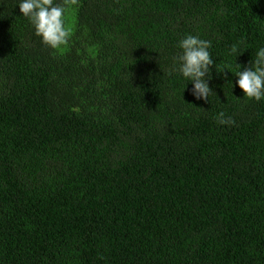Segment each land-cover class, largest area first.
Wrapping results in <instances>:
<instances>
[{
	"label": "trees",
	"instance_id": "1",
	"mask_svg": "<svg viewBox=\"0 0 264 264\" xmlns=\"http://www.w3.org/2000/svg\"><path fill=\"white\" fill-rule=\"evenodd\" d=\"M19 3L0 0V264H264V98L235 85L264 0H54L55 49ZM187 35L211 41L207 100L174 71Z\"/></svg>",
	"mask_w": 264,
	"mask_h": 264
},
{
	"label": "clouds",
	"instance_id": "2",
	"mask_svg": "<svg viewBox=\"0 0 264 264\" xmlns=\"http://www.w3.org/2000/svg\"><path fill=\"white\" fill-rule=\"evenodd\" d=\"M18 6L20 13L31 21L36 35L41 37L44 44L55 49L67 43L71 29L65 22L64 7L55 4L54 0H20ZM178 47L181 52L175 57L174 71L192 84V94L196 99L207 100L212 92L207 82V78H210V66H213L209 52L211 41L197 35H187L179 41ZM252 63L254 66L245 67L244 70H240L241 65L237 64L235 76L238 79L235 85L242 90L244 96L259 101L264 98V47L256 51ZM224 70L232 73L227 67L216 68L217 72ZM216 121L220 125L234 123L224 111L216 115Z\"/></svg>",
	"mask_w": 264,
	"mask_h": 264
}]
</instances>
